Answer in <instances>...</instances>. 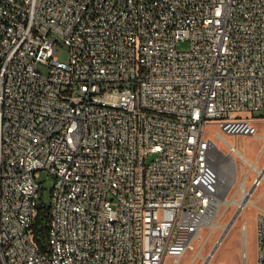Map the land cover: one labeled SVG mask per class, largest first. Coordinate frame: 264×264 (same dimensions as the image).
Wrapping results in <instances>:
<instances>
[{"label": "built area", "instance_id": "2783aa9c", "mask_svg": "<svg viewBox=\"0 0 264 264\" xmlns=\"http://www.w3.org/2000/svg\"><path fill=\"white\" fill-rule=\"evenodd\" d=\"M258 120L264 0H0V264H179L219 213L208 127L236 138L242 212L264 179L237 138ZM256 245L264 264V213Z\"/></svg>", "mask_w": 264, "mask_h": 264}, {"label": "rangeland", "instance_id": "374dc122", "mask_svg": "<svg viewBox=\"0 0 264 264\" xmlns=\"http://www.w3.org/2000/svg\"><path fill=\"white\" fill-rule=\"evenodd\" d=\"M187 42H182L178 45L179 50H186L188 48ZM58 57L62 61L68 60V49L65 46H61L57 53ZM45 71V67H41ZM254 117H260L259 114L255 113ZM259 129L258 136H239L237 138L238 149L248 158L250 161H255L256 157L259 156L258 160L259 168L264 166V120H258L255 122ZM208 132L214 139L213 152L215 156L221 159L224 168L229 167L228 153L226 141L235 143L236 138L234 136L225 135L222 129L217 125H210ZM220 134L217 136V134ZM217 166V165H216ZM241 168L239 171V178H242ZM228 172V176H227ZM251 177L254 176V172H251ZM228 180H227V178ZM223 178L229 182V170H227ZM39 182L41 184V190L39 193V203L48 205L50 202L51 188L53 185L54 177L45 169L39 171ZM251 180L248 181L249 188L251 187ZM255 192L252 195L251 200H255V206H249L243 216L241 213L239 217L231 225V229L227 231L221 244L218 245L214 252V256L210 257V254L214 250L217 241L225 231L226 227L230 224L235 211V208L230 205L229 207L225 204H220L219 211L220 215L225 209L224 216L215 219L217 226L214 228H206L202 231L200 237L193 244L194 249H189L187 253L179 259V264H202L205 259H208L209 264H256V216L258 213H264V180L261 181ZM226 187V186H225ZM229 187H226L225 192L222 194V200H229L231 194H229ZM219 219V220H217ZM247 222L246 231L243 232V225ZM219 223V224H218ZM215 229V230H214ZM215 232V233H214ZM197 258V259H196ZM211 259V260H210ZM164 264H177L174 258H167Z\"/></svg>", "mask_w": 264, "mask_h": 264}, {"label": "bare ground", "instance_id": "6f19581e", "mask_svg": "<svg viewBox=\"0 0 264 264\" xmlns=\"http://www.w3.org/2000/svg\"><path fill=\"white\" fill-rule=\"evenodd\" d=\"M263 149H264V147H263ZM259 158L260 157H258V158H256L255 159V161H250V162H252V164H253V170L254 171H256L257 173H259V172H261V176L263 177V179H264V171H262V168H259V166H258V160H259ZM215 160H216V165H217V168H218V171H219V174H220V178H221V183H222V185H221V191H220V195H219V197H218V201H217V206H220V204H225L226 206H229L231 203H233L234 202V199H227V200H222L221 199V196H222V194L225 192V190H226V187L228 186V181H225L226 180V178H223V175H224V173L227 171V170H230L229 168L230 167H228L227 169H225L224 168V164H222V163H220L221 162V159L220 158H218V156L216 157L215 156ZM229 165V164H228ZM252 172V171H251ZM227 176H228V172H227ZM227 180H228V178H227ZM260 184H262V183H260ZM259 184V185H260ZM258 185V186H259ZM226 186V187H225ZM257 186V187H258ZM256 190V189H255ZM254 190V191H255ZM254 191H253V193H254ZM252 193V195H254ZM252 195H251V197H252ZM251 197H250V199H249V202H248V204H247V206H246V208L241 212V216H243V214H244V212H245V210L249 207V206H251V205H253V206H255L254 204H255V200H251ZM220 212L221 211H219V213H218V218H220V216H224V214H225V209L222 211V213H221V215H220ZM217 220H219V219H217ZM219 224V223H218ZM244 225H245V227H247V222L245 221V223H244ZM217 226V223H215L214 225H213V228L214 227H216ZM233 226V225H232ZM231 229V228H230ZM215 230V229H214ZM215 233V232H214ZM196 242V241H195ZM194 242V243H195ZM193 243V244H194ZM192 244V246H191V250H193L194 249V245ZM187 253V252H186ZM185 253V254H186ZM184 254V255H185ZM183 255V256H184ZM214 255V253L213 254H210V257L212 258V256ZM210 257H208V258H210ZM197 259V258H196ZM211 260V259H210ZM207 264H209V263H207Z\"/></svg>", "mask_w": 264, "mask_h": 264}, {"label": "trees", "instance_id": "16d2710c", "mask_svg": "<svg viewBox=\"0 0 264 264\" xmlns=\"http://www.w3.org/2000/svg\"><path fill=\"white\" fill-rule=\"evenodd\" d=\"M49 221L48 205H38V214L36 218V240L40 246H43L46 242V234Z\"/></svg>", "mask_w": 264, "mask_h": 264}, {"label": "water", "instance_id": "95a60500", "mask_svg": "<svg viewBox=\"0 0 264 264\" xmlns=\"http://www.w3.org/2000/svg\"><path fill=\"white\" fill-rule=\"evenodd\" d=\"M240 213H241V210L240 209L236 210V212L234 213V216H233L230 224L226 227L225 231L223 232V234L221 235V237L217 241V244H216V246H215V248H214V250L212 251L211 254H213L215 252V250L217 249L218 245L221 244L222 240L224 239L225 235L227 234V231L229 230V228L231 227V225L233 224V222L239 217Z\"/></svg>", "mask_w": 264, "mask_h": 264}, {"label": "crops", "instance_id": "0c3cea01", "mask_svg": "<svg viewBox=\"0 0 264 264\" xmlns=\"http://www.w3.org/2000/svg\"><path fill=\"white\" fill-rule=\"evenodd\" d=\"M260 160V159H259ZM257 189V188H256ZM255 192V191H254ZM214 256V255H213Z\"/></svg>", "mask_w": 264, "mask_h": 264}]
</instances>
